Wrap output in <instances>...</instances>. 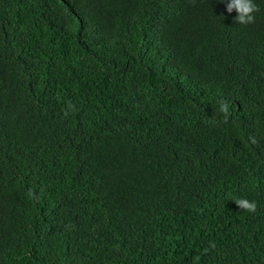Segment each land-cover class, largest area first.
<instances>
[{"label": "trees", "instance_id": "16d2710c", "mask_svg": "<svg viewBox=\"0 0 264 264\" xmlns=\"http://www.w3.org/2000/svg\"><path fill=\"white\" fill-rule=\"evenodd\" d=\"M227 2L0 0V264H264V0Z\"/></svg>", "mask_w": 264, "mask_h": 264}, {"label": "clouds", "instance_id": "9594fccd", "mask_svg": "<svg viewBox=\"0 0 264 264\" xmlns=\"http://www.w3.org/2000/svg\"><path fill=\"white\" fill-rule=\"evenodd\" d=\"M227 12L231 13L233 10L236 12L234 19L242 25H247L255 22V13L260 11L259 6L254 2V0H228L226 4ZM220 111L224 114L225 122H227L230 116L229 105L225 101H220ZM252 142L255 143V138H251ZM29 196L34 197L35 194L30 190ZM238 207L249 213H254L256 211L257 205L255 201H250L246 198L234 199ZM68 227V226H66ZM212 248H215V243H211ZM205 252L207 249L204 250ZM195 260H199V257H195Z\"/></svg>", "mask_w": 264, "mask_h": 264}]
</instances>
